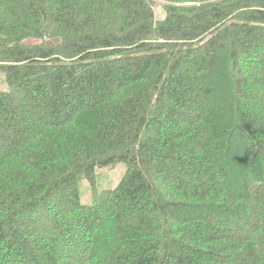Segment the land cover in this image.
I'll list each match as a JSON object with an SVG mask.
<instances>
[{"label":"trees","instance_id":"obj_1","mask_svg":"<svg viewBox=\"0 0 264 264\" xmlns=\"http://www.w3.org/2000/svg\"><path fill=\"white\" fill-rule=\"evenodd\" d=\"M161 1L0 0V264H264V0Z\"/></svg>","mask_w":264,"mask_h":264},{"label":"rangeland","instance_id":"obj_2","mask_svg":"<svg viewBox=\"0 0 264 264\" xmlns=\"http://www.w3.org/2000/svg\"><path fill=\"white\" fill-rule=\"evenodd\" d=\"M154 6V12L157 22H162L167 17V2L161 0H150ZM183 5V4H182ZM186 6L189 4H185ZM184 5V6H185ZM127 166L124 163L117 164L113 167L99 171L98 186L100 189L115 188L125 175ZM82 201L85 204L91 203L90 191L87 185L82 188Z\"/></svg>","mask_w":264,"mask_h":264}]
</instances>
